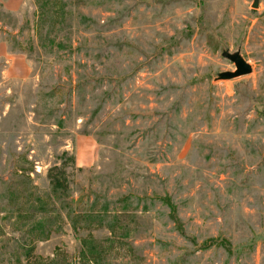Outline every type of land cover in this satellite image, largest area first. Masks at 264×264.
I'll list each match as a JSON object with an SVG mask.
<instances>
[{
	"label": "rangeland",
	"instance_id": "1",
	"mask_svg": "<svg viewBox=\"0 0 264 264\" xmlns=\"http://www.w3.org/2000/svg\"><path fill=\"white\" fill-rule=\"evenodd\" d=\"M20 2L0 8L30 69L0 55V264H264V0ZM225 47L251 72L214 80Z\"/></svg>",
	"mask_w": 264,
	"mask_h": 264
},
{
	"label": "crops",
	"instance_id": "2",
	"mask_svg": "<svg viewBox=\"0 0 264 264\" xmlns=\"http://www.w3.org/2000/svg\"><path fill=\"white\" fill-rule=\"evenodd\" d=\"M21 0H0L3 6L11 11L20 7ZM0 55L7 57V68L5 72L8 75L24 76L29 74L30 69L26 58L19 54H10L3 42H0ZM97 149L96 140L89 135L78 136L75 148V163L78 165L91 164L95 160V151Z\"/></svg>",
	"mask_w": 264,
	"mask_h": 264
},
{
	"label": "water",
	"instance_id": "3",
	"mask_svg": "<svg viewBox=\"0 0 264 264\" xmlns=\"http://www.w3.org/2000/svg\"><path fill=\"white\" fill-rule=\"evenodd\" d=\"M259 0H253L252 7H258ZM221 55L231 62H233L235 69L234 70H224L219 71L215 74L214 80H227L242 76L251 72V65L246 61L243 55L240 52V49L237 48L233 51H230L228 47H225L221 51Z\"/></svg>",
	"mask_w": 264,
	"mask_h": 264
},
{
	"label": "trees",
	"instance_id": "4",
	"mask_svg": "<svg viewBox=\"0 0 264 264\" xmlns=\"http://www.w3.org/2000/svg\"><path fill=\"white\" fill-rule=\"evenodd\" d=\"M50 3L51 2H49V0H36L37 7L41 11L40 13H42L44 11L45 7H47ZM58 4L62 7L63 6L62 0H55V6L58 5ZM0 8H3V4L1 2H0ZM43 14H45V13L43 12ZM12 38H15V36L12 35ZM42 221L43 220H41V221L38 222V228L41 231H42V229H45V231L43 232V235L42 236H39V237H41V238L43 237L44 239H47V238L50 237L51 228L46 229L45 227H43L42 226Z\"/></svg>",
	"mask_w": 264,
	"mask_h": 264
}]
</instances>
